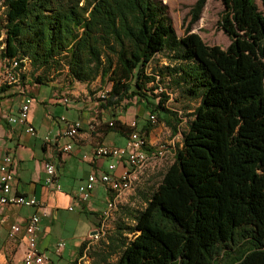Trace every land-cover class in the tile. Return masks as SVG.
Masks as SVG:
<instances>
[{"label": "trees", "instance_id": "trees-1", "mask_svg": "<svg viewBox=\"0 0 264 264\" xmlns=\"http://www.w3.org/2000/svg\"><path fill=\"white\" fill-rule=\"evenodd\" d=\"M0 1L2 55L29 59L24 81L98 77L110 83L98 109L115 117L135 99L173 133L182 118L167 106L172 93L198 99L143 207L118 204L89 264H264V12L255 0H218L224 48L191 31L206 0L190 6L181 36L161 0ZM156 57L167 62L148 71ZM109 122L122 135L134 129ZM153 125L141 128L145 138Z\"/></svg>", "mask_w": 264, "mask_h": 264}, {"label": "crops", "instance_id": "crops-1", "mask_svg": "<svg viewBox=\"0 0 264 264\" xmlns=\"http://www.w3.org/2000/svg\"><path fill=\"white\" fill-rule=\"evenodd\" d=\"M63 72L65 73V71ZM66 78L70 85L58 76L47 82L53 88L54 97L50 98L49 101L37 100L40 105L37 104V101L36 103L33 102L36 91L33 87L40 83H31L29 76L26 78L25 86L32 96L29 120L36 129L34 135L27 133L23 125L9 123L7 120L8 116L16 114L23 101L22 95L13 87L0 89V163L2 158L9 154L13 159L14 190L17 193L34 196L42 203L38 208L0 204V264H8L9 260L12 261V264H21L25 243L20 239V234H16L12 238L9 237V226L12 223H23L27 216L34 212L39 214L41 224V231L37 239L38 248L51 261L62 263L64 248L60 252L55 251L58 228L54 220L58 217L59 210L68 209V206L73 204L81 207L82 211H91L92 208L93 192L88 201L78 202L76 198L77 189L74 190V185L70 184L71 181L68 178L70 176L76 178L77 175L74 173L78 169L77 161H82L87 165V168H84L79 174L80 184L91 172L98 173L103 170L108 161V159L93 157L92 149L96 144L114 143L122 145L125 142L127 135L108 131L106 123L116 118L129 125L135 120L136 129L141 130L148 121L146 114L150 111L145 107L144 102H134L136 105L132 103L124 113L117 112L115 117L109 119V110L98 109L93 97L84 92L88 86L92 85L97 79L100 80V78L97 77L91 82L70 81L67 76ZM62 96H66L69 101L67 103L62 102ZM48 104L58 105L62 108L61 112H52L48 108ZM61 115H64L68 120L80 119L82 122V127L75 138H59V142L70 143L71 149L66 152L57 151L52 144L44 142L46 135L53 136L62 126L59 119ZM153 124L147 138L152 145H155L159 124ZM95 125L100 126L95 127ZM111 132L116 133V135L109 139V133ZM117 136H122L123 141H118ZM45 161H51L55 164V175L60 189L45 184L43 167ZM119 170H121L120 164L117 165L116 172ZM65 176L69 183H61L62 179L65 181V178H63ZM102 189L106 194L103 187ZM96 224V226H90L88 230L91 232V230L97 228L98 218ZM89 235L83 232L78 234L73 249L77 246L80 247L83 241L90 238L91 235ZM74 251L71 252L73 257L69 263H72L78 257V253Z\"/></svg>", "mask_w": 264, "mask_h": 264}, {"label": "built area", "instance_id": "built-area-1", "mask_svg": "<svg viewBox=\"0 0 264 264\" xmlns=\"http://www.w3.org/2000/svg\"><path fill=\"white\" fill-rule=\"evenodd\" d=\"M5 42L0 38V89L6 87L15 88L23 97L16 114L7 117L9 123H18L25 127V131L31 135L36 134L35 127L29 120L32 96L25 86L23 75L29 70L30 62L26 56H3ZM107 89L100 91V98L107 95ZM62 102L67 103L69 99L62 96ZM98 105V101H96ZM62 126L53 136L46 135L44 142L52 144L57 151L66 152L71 149L69 142H59V138H75L81 127L80 119L68 120L64 115L59 117ZM148 120L155 123L156 116L149 114ZM111 124V122H109ZM134 129L127 135L122 145L114 143H99L92 149V155L96 158L108 159L103 170L91 172L79 184L76 198L78 202L88 201L94 188L101 185L106 191V206L101 211L97 226V234L89 238L83 252L70 264H89L87 251L90 245L104 235L105 221L112 215V212L122 202L125 196L130 192L136 183L137 177L141 172L154 162H159L168 153L173 154L170 148L164 144L158 146L152 145L147 138L136 129V122L133 120L130 124ZM155 146V147H154ZM13 159L6 154L0 163V204L40 207L42 203L34 196L17 193L13 188L15 181L14 170L12 169ZM120 164L121 170L116 172L117 165ZM45 184L60 189L56 180L55 164L51 161L44 162ZM71 210L72 206H68ZM41 231L40 216L37 212L27 216L21 224L12 223L9 226L8 235L14 237L20 234V239L25 243V250L21 257V264H64L51 261L49 257L37 246V239ZM64 247L63 241H57L55 251L60 252ZM12 264V261H8Z\"/></svg>", "mask_w": 264, "mask_h": 264}, {"label": "rangeland", "instance_id": "rangeland-1", "mask_svg": "<svg viewBox=\"0 0 264 264\" xmlns=\"http://www.w3.org/2000/svg\"><path fill=\"white\" fill-rule=\"evenodd\" d=\"M163 3H165L168 7V14L171 17L172 24L174 26L175 32L178 36L183 35L184 28L187 24L188 19L185 18L188 14V10L190 9V6L195 2V0H161ZM256 4L258 5L259 9L264 12V5L262 4L261 0H255ZM223 9V5L218 0H206V3L204 5V8L202 10L200 18L191 26V31L197 32L201 38L208 44H216L221 47H226L229 43L228 36L222 31V29L219 27L218 19L220 12ZM4 7L1 6L0 1V14L3 13ZM0 38H4V32H0ZM157 61L153 62V64H150L148 67V71H151L153 69L157 70V68L165 64L167 60L163 57H156ZM28 76L31 80V83L33 82L32 76ZM59 78H61L65 83L70 85L66 78L65 74L62 73L58 75ZM29 80V83H30ZM110 86V83L102 84L99 79L94 81L92 85L88 86L86 91H84L87 94H90L94 101L98 99L99 93L103 89H108ZM162 87H160L158 90H161L163 88V84H161ZM35 88L34 97L35 100H33L34 103H36L39 99H44L45 101H49L50 98H53V88L49 86L47 83H41L37 85ZM32 91V90H31ZM32 93V92H31ZM175 98H177L175 100ZM135 102V99H133V102ZM198 99H188L186 97L180 96L177 91H174L172 93V98L167 101V106L171 109L177 112L178 116L182 118V121L178 125V132L173 133L172 130L166 126L163 122L158 121L156 117L155 124H159V128L157 129V136L155 141V146H158L160 144H164L167 148H170L171 151L174 153V151L181 146V138L182 133L186 128L187 120L190 118L188 114H190L191 110L197 105ZM37 104L40 105V103L37 101ZM136 105V103H134ZM48 108L52 112H61L62 108L58 105H51L48 104ZM100 112V110H99ZM119 113H124L123 111H119ZM100 114V113H98ZM129 114V112H128ZM150 113H147L146 116L148 118ZM111 113L109 112V119H110ZM161 123V124H160ZM140 130V129H139ZM116 135V133L111 132L109 133V139H111L112 136ZM118 141H123L122 136H117ZM173 160V154L168 153L165 155L164 158H162L159 162H154L153 164H150L148 167H146L141 174L138 175L136 183L134 188L128 192V194L125 196V198L122 200L120 204H125L129 208L133 209H140L143 207V197L146 194H149L152 189L157 185L159 182L162 173L166 169V167L172 162ZM78 169L75 171V176L68 177L70 179V184L74 185V190L78 188L79 184V174H81V171L84 168H87V165L82 161H77ZM65 178V181L62 179L61 183H69V180L67 177ZM78 179V180H77ZM106 195L105 192L102 189L101 185H97L93 190V196L91 199V211H82L81 207L77 206L76 204L71 205L72 209H61L59 210L58 217L54 220L56 227L58 228V234H57V241H63L64 242V255H63V262L62 263H69L70 259L73 257V252L78 253L80 247L77 246L73 249L74 243L76 240V236L78 234L88 233L90 234V231L88 228L92 225L96 226V219L100 218L101 211L106 206ZM124 206H117V208L112 212V215L107 218L105 221V228H104V235L100 237L94 244V249L97 250L99 247V242L101 238H105L107 233H109L111 230H113L116 222L119 219V214L124 210ZM125 222L131 223V220L128 218L124 219ZM90 236V235H89ZM92 237V236H90ZM114 259V258H113ZM93 258H91V261ZM221 264H224V260L220 261ZM70 264V263H69ZM109 264V263H108Z\"/></svg>", "mask_w": 264, "mask_h": 264}, {"label": "water", "instance_id": "water-1", "mask_svg": "<svg viewBox=\"0 0 264 264\" xmlns=\"http://www.w3.org/2000/svg\"><path fill=\"white\" fill-rule=\"evenodd\" d=\"M96 234H97V229L96 228L91 230V232H90L91 236L96 235Z\"/></svg>", "mask_w": 264, "mask_h": 264}]
</instances>
